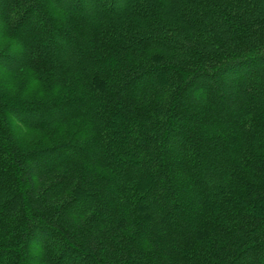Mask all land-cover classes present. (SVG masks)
<instances>
[{
	"label": "trees",
	"instance_id": "trees-1",
	"mask_svg": "<svg viewBox=\"0 0 264 264\" xmlns=\"http://www.w3.org/2000/svg\"><path fill=\"white\" fill-rule=\"evenodd\" d=\"M0 264H264V0H0Z\"/></svg>",
	"mask_w": 264,
	"mask_h": 264
}]
</instances>
